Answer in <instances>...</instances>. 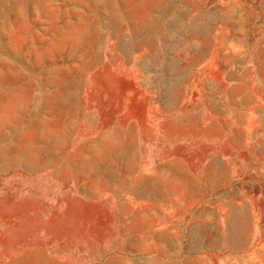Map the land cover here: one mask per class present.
Segmentation results:
<instances>
[{"label":"rangeland","instance_id":"obj_1","mask_svg":"<svg viewBox=\"0 0 264 264\" xmlns=\"http://www.w3.org/2000/svg\"><path fill=\"white\" fill-rule=\"evenodd\" d=\"M0 264H264V0H0Z\"/></svg>","mask_w":264,"mask_h":264},{"label":"bare ground","instance_id":"obj_2","mask_svg":"<svg viewBox=\"0 0 264 264\" xmlns=\"http://www.w3.org/2000/svg\"><path fill=\"white\" fill-rule=\"evenodd\" d=\"M2 11H3V10H2ZM2 11H1V12H2ZM3 16H4V15H3ZM1 20H2V18H1ZM2 23H3V22H2Z\"/></svg>","mask_w":264,"mask_h":264}]
</instances>
